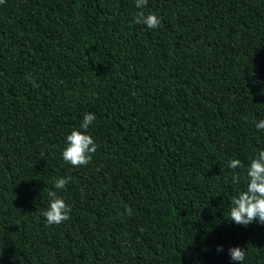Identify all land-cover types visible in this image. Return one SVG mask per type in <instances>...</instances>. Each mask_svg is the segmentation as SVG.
<instances>
[{"label": "trees", "instance_id": "trees-1", "mask_svg": "<svg viewBox=\"0 0 264 264\" xmlns=\"http://www.w3.org/2000/svg\"><path fill=\"white\" fill-rule=\"evenodd\" d=\"M85 113L96 151L77 168L62 151ZM262 119L264 0H5L0 264H239L233 247L264 264V225L230 218Z\"/></svg>", "mask_w": 264, "mask_h": 264}, {"label": "clouds", "instance_id": "clouds-1", "mask_svg": "<svg viewBox=\"0 0 264 264\" xmlns=\"http://www.w3.org/2000/svg\"><path fill=\"white\" fill-rule=\"evenodd\" d=\"M5 0H0V4ZM148 3V0H135L137 8L143 9ZM136 24H144L149 29L157 28L161 21L155 14L145 15L143 11L139 12L134 18ZM33 86H38L33 80ZM96 119L92 113H85L82 118L79 130H73L66 137V146L62 151V156L65 162L73 167H82L90 163L92 154L96 151V144L93 138L86 134L90 125ZM257 130L264 131V119L254 121ZM230 169L242 167L241 161L233 159L228 162ZM248 183L246 190L241 191L237 197L232 200L230 209L231 222L237 225L247 226L251 223L258 222L264 225V150H259L256 156L250 159L247 170ZM70 177H60L55 180V189H64L70 182ZM233 183H239L240 176L234 173L232 176ZM49 206L47 210L42 212L48 224H60L70 218L71 208L65 201L58 197L56 192L49 191ZM220 250V248H218ZM231 260L243 264L246 251L240 247H233L229 250Z\"/></svg>", "mask_w": 264, "mask_h": 264}]
</instances>
